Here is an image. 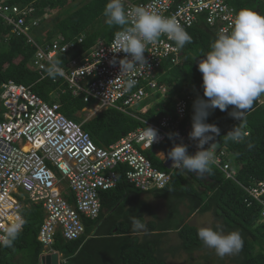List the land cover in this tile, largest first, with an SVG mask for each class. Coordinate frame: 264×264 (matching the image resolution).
Masks as SVG:
<instances>
[{
    "label": "built area",
    "instance_id": "built-area-1",
    "mask_svg": "<svg viewBox=\"0 0 264 264\" xmlns=\"http://www.w3.org/2000/svg\"><path fill=\"white\" fill-rule=\"evenodd\" d=\"M0 0V20L10 28L11 35L23 37L35 49L29 68L42 75L50 62L67 55L82 43L81 35L71 42L61 36L48 44L38 45L33 29L39 20L33 19L32 7L19 8ZM235 0H150L133 3L124 0L126 10L143 6L164 17H173L187 32L202 22L217 36L227 32L236 10ZM264 1V0H261ZM119 51V52H118ZM126 54L120 51L115 36L109 43L98 42L88 53L68 61L64 76L60 77L73 97H82L91 104L95 113L112 109L132 116L128 109L165 97L167 89L162 83L163 64L177 66L181 51L173 41L161 36L146 45L147 64L134 72L120 75L119 60ZM116 60L115 65L110 61ZM135 79L136 85L125 91L126 81ZM191 97L183 94L174 101L172 114L159 118L157 123L142 122L144 127L158 131L159 141L150 144L138 128L122 136L115 144L99 148L82 130L81 125L65 118L58 103L46 104L29 88L9 82L1 86L0 93V237L12 224L24 225L22 210L25 206H38L44 220L37 241L42 246L41 258L60 254L53 250L57 233L64 242H74L84 235L83 220H96L101 213L100 196L114 190L121 175L135 190L149 193L164 189L173 173H183L172 167L168 152L158 153L164 145L183 143L188 154L199 149L198 141L189 139L186 121ZM264 105V97L257 101ZM149 107L141 109L145 113ZM140 112V114H142ZM140 121V120H139ZM169 133L179 136L169 138ZM248 136V133H247ZM211 142L204 145L207 149ZM213 161L210 170L220 172L226 180L236 183L233 156L226 147L216 143L210 148ZM152 153L161 163L163 171L155 169L145 158ZM245 192L258 202L264 219V182ZM21 228V230H22ZM20 230V231H21ZM0 246H4L0 240Z\"/></svg>",
    "mask_w": 264,
    "mask_h": 264
},
{
    "label": "trees",
    "instance_id": "trees-1",
    "mask_svg": "<svg viewBox=\"0 0 264 264\" xmlns=\"http://www.w3.org/2000/svg\"><path fill=\"white\" fill-rule=\"evenodd\" d=\"M70 1H9L10 5L21 9H34L32 16L39 20V24L33 29V36L40 46L48 44L57 36H61L66 43L84 36L82 43L73 51L55 60L63 69L68 61L88 53L99 41L109 43L120 30L101 22L102 18L105 20L103 9L108 0H84L78 8H70L53 30H47L43 24V12L62 10ZM129 1L137 4L150 0ZM232 6L236 12L249 9L264 15V1L261 0H235ZM187 33L191 36V42L180 48L181 63L177 66L163 64L162 83L167 89L165 97H156L145 113H131L133 117L108 109L82 123L76 116L90 108L91 104H85L82 97H73L60 77L53 80L46 76L45 71L39 75L31 70L29 63L35 49L27 45L25 38L11 35L10 28L0 20V93L1 86L9 82L29 88L46 104L58 103L60 113L81 125L95 146L107 148L122 136L144 128L142 122L155 124L159 118L171 115L174 101L183 94H188L194 100L197 96L204 98L202 74L197 70V64L210 50L217 35L202 22L195 24ZM262 97L264 94L244 116L248 136L242 143L224 140V136L239 124L238 120L228 115L232 110L231 106L225 112L215 109L206 121L220 129V134L210 142L226 147L232 154L236 183L226 180L214 169L209 171V175H205L211 183L187 172L173 173L170 183L164 189L142 193L128 185L120 175L117 187L101 194L99 217L94 221L83 220L84 235L79 240L64 242L59 233L55 235L53 250L62 256V263L166 264L168 256L174 258L179 253L188 256L198 253L206 264H225L214 250L206 248L198 239V229L185 223L193 215L210 214L217 223L213 230L224 234L238 231L242 236L243 246L238 252L231 254L228 264H264L262 207L245 192L246 189H252L256 184L264 182V105L257 104ZM192 105L190 102L186 118L190 131ZM249 144L252 145L251 148L248 147ZM144 156L155 169L164 170L152 153L146 152ZM144 196L164 202L166 213L162 219H158L152 208L142 199ZM260 200L264 205V194ZM135 216H139L146 224L147 230H133L131 221ZM22 217L23 228L12 246H0V264H41L42 246L37 237L44 220L42 209L27 205L22 210ZM171 232L176 233L179 245L171 250H164V239ZM16 257L20 258V263L14 262Z\"/></svg>",
    "mask_w": 264,
    "mask_h": 264
},
{
    "label": "clouds",
    "instance_id": "clouds-1",
    "mask_svg": "<svg viewBox=\"0 0 264 264\" xmlns=\"http://www.w3.org/2000/svg\"><path fill=\"white\" fill-rule=\"evenodd\" d=\"M105 23L109 27H118L115 40L120 51L126 54L119 60L120 75L134 72L138 67L147 64L144 53L148 43H155L161 36L173 41L177 48H183L191 42V36L173 17H164L143 6L126 10L124 0H108L103 9ZM119 52V51H118ZM115 65L116 60L110 61ZM202 74L203 97L193 101V115L188 137L198 141L199 149L194 155L188 154V147L183 143L174 144L168 152L172 167L188 174H195L203 179L209 175L213 161L211 146L205 144L220 134L215 124L207 123L208 117L215 109L225 112L231 106L228 115L239 121L225 136V142L242 143L247 138L244 116L252 108L254 102L264 94V15L249 9L239 10L233 18L227 32L219 34L210 45V50L197 64ZM46 76L55 80L64 76L59 62L52 61L45 69ZM137 81L128 79L125 91L131 90ZM141 135L152 144L159 141L158 131L152 127H144ZM169 138L178 137V133H169ZM252 147L251 144L248 145ZM134 231L147 230L146 224L139 216L132 217ZM22 228L21 223L12 224L6 234L0 237L4 246L11 247ZM202 244L215 251L223 258L238 252L243 246V239L238 231L227 234L212 228H200L197 231ZM59 261L62 257H59ZM41 260V259H40ZM41 263V262H40Z\"/></svg>",
    "mask_w": 264,
    "mask_h": 264
},
{
    "label": "rangeland",
    "instance_id": "rangeland-1",
    "mask_svg": "<svg viewBox=\"0 0 264 264\" xmlns=\"http://www.w3.org/2000/svg\"><path fill=\"white\" fill-rule=\"evenodd\" d=\"M84 0H71L70 3L65 6L62 10H57V11H47L45 10L43 12V17H44V27L47 30H53V27L55 24L68 12L70 8H78L81 3ZM131 2V1H130ZM258 14V13H257ZM101 22L104 24L105 20L102 18ZM194 99H191V104H193ZM151 101L145 102L144 104H141L139 106L133 107L132 109H128L129 113L133 114H139L141 112V109L149 107L148 105H151ZM142 113V112H141ZM98 113H95L92 108H88L84 110L82 113L77 114V118L82 121V123H86L87 121L91 120L93 117H95ZM174 146V144L168 143L163 146L162 149H158V153H162L164 151H170L171 148ZM153 210L155 215L157 216L158 219H162L165 216L166 213V207L164 202L162 201H156L153 200L149 196H144L142 198ZM182 212H184L183 208H180ZM187 225L200 229V228H214V226H217V223L213 219L212 215L210 214H205V215H193L190 217L188 220L185 222ZM164 245L162 248L164 250H171L172 248H175L179 245V241L177 239L176 233L171 232L168 233L166 238L164 239ZM217 257V256H216ZM231 257V255H226L222 259L225 261V264H228V260ZM168 259L166 260V264H206L205 261L201 260V254H193V255H186L184 253H179L176 255L174 258L172 257H167ZM211 259L215 257H210ZM62 258L59 261V264L62 263ZM15 263H20V258L16 257L14 259ZM207 264H219L218 262L216 263H211L208 262Z\"/></svg>",
    "mask_w": 264,
    "mask_h": 264
},
{
    "label": "water",
    "instance_id": "water-1",
    "mask_svg": "<svg viewBox=\"0 0 264 264\" xmlns=\"http://www.w3.org/2000/svg\"><path fill=\"white\" fill-rule=\"evenodd\" d=\"M189 175L198 178L195 176V174L190 173ZM204 180L208 183H211V180L207 176L204 177ZM40 262L41 264H59V258L58 255H52L50 257L41 258Z\"/></svg>",
    "mask_w": 264,
    "mask_h": 264
}]
</instances>
